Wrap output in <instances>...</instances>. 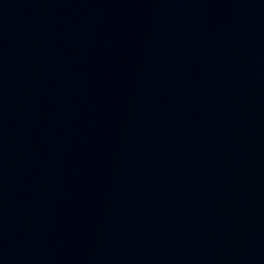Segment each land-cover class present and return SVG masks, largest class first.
Segmentation results:
<instances>
[{"label":"water","instance_id":"obj_1","mask_svg":"<svg viewBox=\"0 0 264 264\" xmlns=\"http://www.w3.org/2000/svg\"><path fill=\"white\" fill-rule=\"evenodd\" d=\"M0 264H264V0H0Z\"/></svg>","mask_w":264,"mask_h":264}]
</instances>
